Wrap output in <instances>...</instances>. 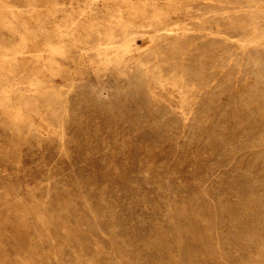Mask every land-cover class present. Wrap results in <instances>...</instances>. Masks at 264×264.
Returning <instances> with one entry per match:
<instances>
[{
  "label": "rangeland",
  "instance_id": "obj_1",
  "mask_svg": "<svg viewBox=\"0 0 264 264\" xmlns=\"http://www.w3.org/2000/svg\"><path fill=\"white\" fill-rule=\"evenodd\" d=\"M0 264H264V0H0Z\"/></svg>",
  "mask_w": 264,
  "mask_h": 264
},
{
  "label": "bare ground",
  "instance_id": "obj_2",
  "mask_svg": "<svg viewBox=\"0 0 264 264\" xmlns=\"http://www.w3.org/2000/svg\"><path fill=\"white\" fill-rule=\"evenodd\" d=\"M179 44V43H178ZM125 47V46H124ZM213 48V47H212ZM215 48H217V47H215ZM136 49V48H135ZM91 50V49H90ZM144 50V49H143ZM128 52V51H127ZM130 53V52H129ZM125 55V54H124ZM122 56V55H121ZM73 58V57H72ZM236 61V60H235ZM104 62V61H103ZM235 63V62H234ZM40 64V63H39ZM85 64V63H84ZM81 65V64H80ZM79 65V66H80ZM81 67V66H80ZM117 67H118V65H117ZM85 68V67H84ZM82 69V68H81ZM73 72V71H72ZM59 75V74H58ZM81 76V75H80ZM26 77V76H25ZM83 77V76H82ZM60 78V77H59ZM11 88V87H10ZM20 91V90H19ZM59 92V91H58ZM52 94V93H51ZM57 94V93H56ZM57 96V95H56ZM31 98V97H30ZM19 99V98H18ZM31 101V100H30ZM52 102V101H51ZM59 102V101H58ZM43 103V102H42ZM45 103V102H44ZM23 104V103H22ZM29 104V103H28ZM49 104V103H48ZM60 105V104H59ZM24 106V105H23ZM28 106V105H27ZM39 106V105H38ZM31 107V106H30ZM55 108V107H54ZM30 109V108H29ZM57 109V108H56ZM63 110V109H62ZM47 111V110H46ZM48 112V111H47ZM61 113V112H60ZM49 114V113H48ZM58 116V115H57ZM60 117H61V115H60Z\"/></svg>",
  "mask_w": 264,
  "mask_h": 264
}]
</instances>
